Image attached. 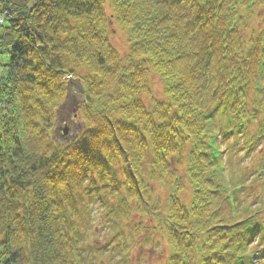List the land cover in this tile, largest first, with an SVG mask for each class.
I'll use <instances>...</instances> for the list:
<instances>
[{
  "label": "trees",
  "instance_id": "16d2710c",
  "mask_svg": "<svg viewBox=\"0 0 264 264\" xmlns=\"http://www.w3.org/2000/svg\"><path fill=\"white\" fill-rule=\"evenodd\" d=\"M110 7L108 17L102 0H0V264H131L128 226L115 252L76 220L120 194L113 240L135 215V234L148 223L142 249L150 230L162 234L166 264H256L264 179L250 184L237 155L264 144V20L249 19L264 0ZM110 23L127 36L125 54ZM65 75L82 85L85 126L60 144Z\"/></svg>",
  "mask_w": 264,
  "mask_h": 264
},
{
  "label": "rangeland",
  "instance_id": "374dc122",
  "mask_svg": "<svg viewBox=\"0 0 264 264\" xmlns=\"http://www.w3.org/2000/svg\"><path fill=\"white\" fill-rule=\"evenodd\" d=\"M103 5H104V10L106 16L109 17L111 14V7H110V0H102ZM262 10L259 8V13L255 12V14L249 18L254 21V24L257 27H261L263 22L260 21V18L258 15L262 16V20H264V12L260 13ZM260 21V22H259ZM109 30H108V38L111 44L118 50L119 53L125 54L127 51V36L126 34L117 27V25L110 23ZM78 73L80 75L85 74V68L82 67L78 70ZM67 84H66V96L63 100V103L60 106L59 110V117H63L66 115H69V121H66V124H63V121H58L56 124V128L54 129V133L52 134L53 138L56 140V142L60 144H65L68 141H71L74 138H77L83 131L85 124L83 123L81 117H80V108L82 106V103L84 101V93H83V88L79 80L67 77ZM151 82H152V87L156 93V96L158 98L161 97V92H162V84L160 83V80L156 76L151 77ZM67 127V135L65 136L66 138L62 135H59L61 129L63 127ZM58 129V130H57ZM264 152V145L259 146L255 152L253 153H248L245 155V163L247 164L246 169L254 166V161L258 156L261 155V153ZM242 156V154H241ZM243 157V156H242ZM234 159H237L234 157ZM237 161V160H236ZM235 161V165L237 166V162ZM240 168H244V166H241ZM185 169V163L180 169L181 172ZM237 170L239 168H236ZM262 169V172H264V166L260 167ZM154 192H156V195H159L161 198H164L167 195L166 190L163 188L160 189L158 187L154 188ZM189 194L187 193L184 194V200L187 202L189 199ZM122 194L119 195L121 197ZM180 197H183L182 194H180ZM106 202H108V206L102 205L101 202H96L93 201L89 205V209L87 212L82 210L80 208V205H78V209L82 210L80 214H77L76 220L81 222V223H86L88 230L86 233L89 235V240L90 242L97 246V247H107L109 246L115 250V247H117L118 243H120L122 237L124 236V227L127 228V226L130 228L127 234V240L128 243H130V249L129 250V255L131 260V264H166L168 257L170 255L169 253V248L166 245V241L163 240L162 234L158 231L150 230L152 233V239L150 242L143 247L142 249V244L143 242L148 239L149 231H144L146 226L148 225L147 220H144L142 228L137 231L135 234V226L137 225V222L139 221V217L133 215L132 217H129L127 220H123V222L117 226L122 231V236L116 237L114 240H112L113 236L116 234L117 231L113 232L112 227V218L109 213L110 207H116L118 203V197L117 195H112L106 196ZM116 228V229H117ZM89 229H92V231L95 230V233L93 234ZM112 240V241H111ZM158 243V245H157ZM117 250H115L116 252ZM110 254V252H108ZM109 264H115L114 262L112 263L109 262ZM261 264V263H257Z\"/></svg>",
  "mask_w": 264,
  "mask_h": 264
},
{
  "label": "bare ground",
  "instance_id": "6f19581e",
  "mask_svg": "<svg viewBox=\"0 0 264 264\" xmlns=\"http://www.w3.org/2000/svg\"><path fill=\"white\" fill-rule=\"evenodd\" d=\"M0 102H1V101H0ZM0 112H2L1 108H0ZM1 115H2V114H0V119H1Z\"/></svg>",
  "mask_w": 264,
  "mask_h": 264
},
{
  "label": "built area",
  "instance_id": "2783aa9c",
  "mask_svg": "<svg viewBox=\"0 0 264 264\" xmlns=\"http://www.w3.org/2000/svg\"><path fill=\"white\" fill-rule=\"evenodd\" d=\"M2 21V18L0 17V22Z\"/></svg>",
  "mask_w": 264,
  "mask_h": 264
},
{
  "label": "water",
  "instance_id": "95a60500",
  "mask_svg": "<svg viewBox=\"0 0 264 264\" xmlns=\"http://www.w3.org/2000/svg\"><path fill=\"white\" fill-rule=\"evenodd\" d=\"M64 133H66V130L64 129Z\"/></svg>",
  "mask_w": 264,
  "mask_h": 264
}]
</instances>
